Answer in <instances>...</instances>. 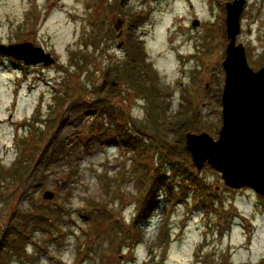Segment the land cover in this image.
Instances as JSON below:
<instances>
[{
    "label": "rangeland",
    "instance_id": "374dc122",
    "mask_svg": "<svg viewBox=\"0 0 264 264\" xmlns=\"http://www.w3.org/2000/svg\"><path fill=\"white\" fill-rule=\"evenodd\" d=\"M107 1L113 0H0V47L30 43L54 61L47 67L21 62L23 67L0 56V165L8 168L18 160L21 137L27 153L37 144L34 134L47 126L40 130L36 122L49 117L53 91L61 93L60 86L71 85L69 75L90 89L102 82L106 67L125 59L126 22L129 14L139 11L149 16L136 36L143 43L147 63L152 65L148 75L154 71L164 102H171L169 115L175 116L185 104L183 96L193 94L194 113L206 125L208 131L204 132L216 139L221 127V105L218 107L216 99L220 101L222 92L227 44L225 4L233 0H220L219 6L215 0H127L121 10L109 16L111 31L104 34L98 22L101 3ZM246 1L236 41L244 46L249 67L257 71L264 65V0ZM221 4L224 16L220 15ZM118 21H123L119 38L114 29ZM120 90L124 98L118 97L132 117L145 120L151 116L143 96L130 90L126 99L127 90ZM90 147L91 154L80 150L75 158L77 171L69 185L64 180L68 170L64 163L53 168L38 189L26 188V182L15 188L17 177L5 184L0 178V239L6 233L8 242L5 248H1L5 243H0V264L264 261V198L251 189L233 191L225 187L211 168L196 173L212 191V210L189 212L190 201L177 205L166 217L161 205L144 227L142 241L134 242L131 250L138 196L136 173L128 159L133 152L106 143ZM46 191L54 194L51 200L43 199ZM19 212L33 214L29 218L37 224L28 220L27 227L23 226ZM99 213L102 231L97 230ZM105 214L113 218L107 220ZM164 221L169 243L161 249L157 243Z\"/></svg>",
    "mask_w": 264,
    "mask_h": 264
},
{
    "label": "trees",
    "instance_id": "16d2710c",
    "mask_svg": "<svg viewBox=\"0 0 264 264\" xmlns=\"http://www.w3.org/2000/svg\"><path fill=\"white\" fill-rule=\"evenodd\" d=\"M125 1L127 0L101 3L98 24L104 34H109V30L111 31L109 16L121 10ZM220 10L224 16L222 4ZM148 16L149 13L143 11L129 14L124 41L125 59L115 61L106 67L102 72V82L90 89L76 81L72 74L69 75L71 85L64 88L60 86L61 93L53 91L54 106L49 111V117L36 122L40 130L47 126L46 130L39 133L36 131L37 134H34L33 137L38 140L37 144H34L29 149L30 153H27L26 141L21 137L18 160L8 168L0 165V178L3 179L1 183L5 184L7 180L17 177L15 188L23 187L26 182V188L29 189L31 186L38 189L44 186L51 170L60 167L63 163L68 167L64 176L65 184L72 183L74 179L72 174H76L77 171L75 158L78 157L80 150L87 155L91 154L92 144L97 143L99 146L106 143L109 146L123 147L124 152H133L128 159L133 162L132 171L136 173L135 184L139 187L135 185L138 196L137 208L132 220L133 234L130 235L131 250L134 248V242L142 241L144 227L161 205L165 207L168 217L177 205L187 204L190 201L192 208L189 212L194 209L208 213L212 210L215 201L212 191L198 176L191 164L189 154L184 149L186 133L208 131L202 119L194 113V95L188 93L185 98L183 96L185 106L180 105L181 109L175 116L169 115L171 102H164V95L157 85L159 80L157 75L154 71L150 73L151 77L148 75L152 65L147 63L143 43L136 36L138 29L147 22ZM100 38H97V41ZM11 62L25 67L21 62L13 60ZM121 88L127 90L126 99L130 90L143 96L150 108L151 116L147 115L145 120L132 117L124 109V101L118 97L121 95L124 98ZM216 103L219 107V98L216 99ZM146 154L152 156L146 157ZM206 170L210 168L205 166L202 171ZM15 191L17 192L16 189ZM32 215L23 212L21 216L24 221L23 226L27 227L28 220L37 224L30 220ZM99 216L102 215L97 214V230L102 231L103 223L99 221L101 219ZM103 217L107 220L113 218L108 214ZM158 236L157 245L165 249L169 243V231L165 221ZM6 239L5 233L0 239L1 245L5 243L1 248L6 247L8 243ZM10 239L13 241L12 233ZM13 244L16 242L14 241ZM9 246L10 249L15 250L11 244ZM4 256H7V253ZM260 264H264V261Z\"/></svg>",
    "mask_w": 264,
    "mask_h": 264
},
{
    "label": "water",
    "instance_id": "95a60500",
    "mask_svg": "<svg viewBox=\"0 0 264 264\" xmlns=\"http://www.w3.org/2000/svg\"><path fill=\"white\" fill-rule=\"evenodd\" d=\"M245 4L246 0L225 4L227 45L222 62L224 84L217 139L204 132L188 133L185 151L198 173L207 165L220 175L225 187L233 191L248 188L264 198V65L254 72L243 45L236 44ZM122 23L118 21L114 26L117 38L122 34ZM122 45L123 42L119 43L118 48ZM0 55L31 66L47 67L54 63L42 49L30 43L1 46ZM53 196L46 191L43 199L51 200Z\"/></svg>",
    "mask_w": 264,
    "mask_h": 264
}]
</instances>
